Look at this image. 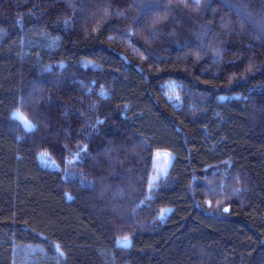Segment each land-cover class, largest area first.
I'll list each match as a JSON object with an SVG mask.
<instances>
[{
	"label": "trees",
	"instance_id": "obj_1",
	"mask_svg": "<svg viewBox=\"0 0 264 264\" xmlns=\"http://www.w3.org/2000/svg\"><path fill=\"white\" fill-rule=\"evenodd\" d=\"M0 264H264V0H0Z\"/></svg>",
	"mask_w": 264,
	"mask_h": 264
},
{
	"label": "rangeland",
	"instance_id": "obj_2",
	"mask_svg": "<svg viewBox=\"0 0 264 264\" xmlns=\"http://www.w3.org/2000/svg\"><path fill=\"white\" fill-rule=\"evenodd\" d=\"M14 117L19 119L21 122L27 126V128H31V124L26 120V118L20 113L15 112ZM40 160L42 165L49 168H56L57 164L55 161L49 156L47 153H42L40 155ZM173 161V157L170 153L165 151H157L154 154V169L155 174L154 178L158 179L160 176H164L167 171L169 170L171 164ZM171 210H165L163 213V218H165L167 215H169ZM123 244H127L125 241H122Z\"/></svg>",
	"mask_w": 264,
	"mask_h": 264
},
{
	"label": "snow or ice",
	"instance_id": "obj_3",
	"mask_svg": "<svg viewBox=\"0 0 264 264\" xmlns=\"http://www.w3.org/2000/svg\"><path fill=\"white\" fill-rule=\"evenodd\" d=\"M225 211H227V209H225ZM125 242L130 244V241H128L127 238H125Z\"/></svg>",
	"mask_w": 264,
	"mask_h": 264
}]
</instances>
